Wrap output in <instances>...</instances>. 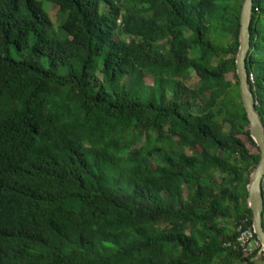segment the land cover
Returning <instances> with one entry per match:
<instances>
[{"label":"trees","instance_id":"obj_1","mask_svg":"<svg viewBox=\"0 0 264 264\" xmlns=\"http://www.w3.org/2000/svg\"><path fill=\"white\" fill-rule=\"evenodd\" d=\"M243 4L0 0V264H264ZM247 68L264 123V0Z\"/></svg>","mask_w":264,"mask_h":264},{"label":"water","instance_id":"obj_2","mask_svg":"<svg viewBox=\"0 0 264 264\" xmlns=\"http://www.w3.org/2000/svg\"><path fill=\"white\" fill-rule=\"evenodd\" d=\"M252 17L253 0H244L241 16L240 49L236 66L240 81L242 103L249 121L251 137L261 149V160L252 173L248 186V207L254 214L253 226L256 236L264 245V123L257 111L255 96L248 81L249 73L247 68L251 49Z\"/></svg>","mask_w":264,"mask_h":264},{"label":"built area","instance_id":"obj_3","mask_svg":"<svg viewBox=\"0 0 264 264\" xmlns=\"http://www.w3.org/2000/svg\"><path fill=\"white\" fill-rule=\"evenodd\" d=\"M253 80L254 77L251 75L250 81ZM237 243L244 253L252 254L262 249L261 242L258 240L254 229L240 227Z\"/></svg>","mask_w":264,"mask_h":264},{"label":"rangeland","instance_id":"obj_4","mask_svg":"<svg viewBox=\"0 0 264 264\" xmlns=\"http://www.w3.org/2000/svg\"><path fill=\"white\" fill-rule=\"evenodd\" d=\"M44 6H45L46 10L50 13V15H51L53 21H54L55 23H57V19H58V16H59L58 11L55 10V9L53 8V5L50 4V3H46V2H44ZM45 66H47V63L45 64ZM197 83H198V80L196 79V76L193 75L192 78L188 81L187 86H188L190 89H192V88H194V87L196 86ZM147 85H148V86H152V85H153V80L150 79V78H148V79H147ZM142 142H144V141H142ZM259 251H260V250H259Z\"/></svg>","mask_w":264,"mask_h":264},{"label":"crops","instance_id":"obj_5","mask_svg":"<svg viewBox=\"0 0 264 264\" xmlns=\"http://www.w3.org/2000/svg\"><path fill=\"white\" fill-rule=\"evenodd\" d=\"M253 229H254V226H253ZM258 237V236H257ZM259 240V239H258ZM260 241V240H259ZM261 242V241H260ZM261 245H262V249L259 251V253H258V256L254 259V260H256V261H258L259 260V258L262 256V255H264V245H263V243H261Z\"/></svg>","mask_w":264,"mask_h":264}]
</instances>
